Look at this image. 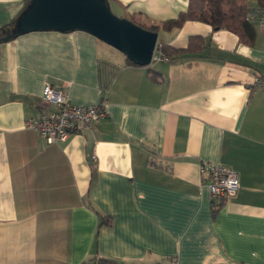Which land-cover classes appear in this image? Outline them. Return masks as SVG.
Masks as SVG:
<instances>
[{"label": "crops", "instance_id": "obj_1", "mask_svg": "<svg viewBox=\"0 0 264 264\" xmlns=\"http://www.w3.org/2000/svg\"><path fill=\"white\" fill-rule=\"evenodd\" d=\"M107 3L154 24L188 0ZM25 4L0 0V27ZM251 24L252 43L199 20L159 28L182 52L148 65L81 29L1 42L0 264H264V24ZM46 83L105 100L107 117L47 143L24 125L50 110ZM205 162L237 172L233 195L212 199Z\"/></svg>", "mask_w": 264, "mask_h": 264}, {"label": "water", "instance_id": "obj_2", "mask_svg": "<svg viewBox=\"0 0 264 264\" xmlns=\"http://www.w3.org/2000/svg\"><path fill=\"white\" fill-rule=\"evenodd\" d=\"M81 29L123 52L139 65L151 63L157 31L117 16L106 0H31L15 21L0 30V41L34 30Z\"/></svg>", "mask_w": 264, "mask_h": 264}, {"label": "built area", "instance_id": "obj_3", "mask_svg": "<svg viewBox=\"0 0 264 264\" xmlns=\"http://www.w3.org/2000/svg\"><path fill=\"white\" fill-rule=\"evenodd\" d=\"M246 17L258 19L264 24V7H251ZM166 58L157 48L153 51L151 62ZM254 84L264 89V77L255 76ZM42 104L50 107L49 111H40L35 117L25 119V127L34 129L47 143L64 141L81 125H88L107 117L105 100L96 104H74L69 101L63 88L46 83L43 87ZM201 171L207 174L206 184L213 200L225 199L233 195L239 187L238 174L235 170L222 165L205 162ZM173 264H178L175 259Z\"/></svg>", "mask_w": 264, "mask_h": 264}, {"label": "trees", "instance_id": "obj_4", "mask_svg": "<svg viewBox=\"0 0 264 264\" xmlns=\"http://www.w3.org/2000/svg\"><path fill=\"white\" fill-rule=\"evenodd\" d=\"M31 0H26V4L22 10H24ZM107 1V0H106ZM257 6L252 7H264V0H255ZM251 6H247L244 0H188L185 10L180 11L176 17L166 19L160 23L144 24L136 18L130 20L145 29L157 31L159 28L170 30L175 27L181 26V24L188 19L204 21L212 26V28L226 27L236 32L241 39L245 42L252 43L254 41V29L251 24V20L246 17L248 9ZM15 19H13L7 25H11ZM3 41H0V43ZM157 50H159L166 58H170L175 54L182 52L180 49H173L166 44H157ZM201 49V44L197 42H190L186 48L189 51H198ZM129 63H135V61L129 59L126 56ZM136 64V63H135ZM102 260V259H101ZM104 260L103 264H112V261Z\"/></svg>", "mask_w": 264, "mask_h": 264}]
</instances>
